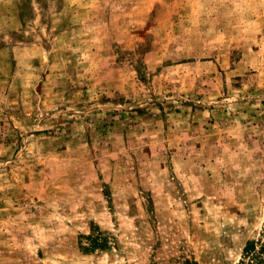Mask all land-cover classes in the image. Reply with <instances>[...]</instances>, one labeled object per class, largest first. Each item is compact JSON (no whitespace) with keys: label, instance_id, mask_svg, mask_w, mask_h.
Segmentation results:
<instances>
[{"label":"rangeland","instance_id":"1","mask_svg":"<svg viewBox=\"0 0 264 264\" xmlns=\"http://www.w3.org/2000/svg\"><path fill=\"white\" fill-rule=\"evenodd\" d=\"M263 231L264 0H0V264H236Z\"/></svg>","mask_w":264,"mask_h":264},{"label":"trees","instance_id":"2","mask_svg":"<svg viewBox=\"0 0 264 264\" xmlns=\"http://www.w3.org/2000/svg\"><path fill=\"white\" fill-rule=\"evenodd\" d=\"M87 239L91 241V246L97 244L98 237L88 236ZM90 248H85V250H90ZM236 264H264V231L258 239L247 242L241 259Z\"/></svg>","mask_w":264,"mask_h":264}]
</instances>
